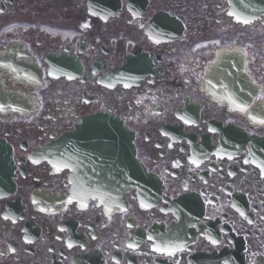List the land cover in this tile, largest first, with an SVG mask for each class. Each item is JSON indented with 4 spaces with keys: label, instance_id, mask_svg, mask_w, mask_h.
<instances>
[{
    "label": "flooded vegetation",
    "instance_id": "obj_1",
    "mask_svg": "<svg viewBox=\"0 0 264 264\" xmlns=\"http://www.w3.org/2000/svg\"><path fill=\"white\" fill-rule=\"evenodd\" d=\"M99 111L150 195L54 158ZM0 140V264H264V0H0Z\"/></svg>",
    "mask_w": 264,
    "mask_h": 264
},
{
    "label": "water",
    "instance_id": "obj_2",
    "mask_svg": "<svg viewBox=\"0 0 264 264\" xmlns=\"http://www.w3.org/2000/svg\"><path fill=\"white\" fill-rule=\"evenodd\" d=\"M54 149L57 159L83 170L79 189L83 193L115 200L132 187L151 192L156 184L136 158L132 133L112 113L103 111L88 116L75 134L66 135ZM7 157V147L0 141V173Z\"/></svg>",
    "mask_w": 264,
    "mask_h": 264
},
{
    "label": "snow or ice",
    "instance_id": "obj_3",
    "mask_svg": "<svg viewBox=\"0 0 264 264\" xmlns=\"http://www.w3.org/2000/svg\"><path fill=\"white\" fill-rule=\"evenodd\" d=\"M243 214V213H242ZM157 251H160V249H157Z\"/></svg>",
    "mask_w": 264,
    "mask_h": 264
}]
</instances>
